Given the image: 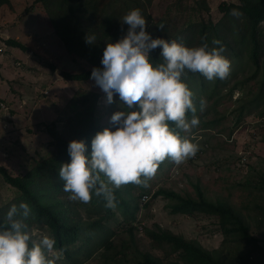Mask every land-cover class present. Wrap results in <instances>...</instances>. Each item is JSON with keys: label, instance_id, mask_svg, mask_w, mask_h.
Listing matches in <instances>:
<instances>
[{"label": "rangeland", "instance_id": "rangeland-1", "mask_svg": "<svg viewBox=\"0 0 264 264\" xmlns=\"http://www.w3.org/2000/svg\"><path fill=\"white\" fill-rule=\"evenodd\" d=\"M203 1L208 11L198 10L197 3ZM222 4H238V1L152 0L147 11L154 21L172 27L173 35L177 36L181 31H176L186 28L190 22L218 24L224 15L220 10ZM119 5L111 3L106 8L107 13L111 14ZM103 17H107L105 12ZM225 25L231 26L228 22ZM231 32L229 40L234 49L225 57L229 61L228 75L211 81L202 75L187 79L195 112L188 113L186 119L195 115L198 124L187 131L177 129V132L197 146L195 153L178 164L165 158L147 181V187L128 183L115 188L124 200L132 203L126 213L116 206L108 213L105 209L89 213L82 202L77 201L76 210L82 221L92 222L106 213L110 215L102 222L106 229L104 236L109 237L118 250L122 242L130 244L128 229L133 228L138 251L135 248L127 250L125 258L129 262L124 264H130L135 258L139 260V252L151 254L162 264H188L168 246H158L147 236L146 230L156 231L157 226L195 242L207 251H221L225 256L235 255V247L239 248L237 256L251 248L245 242L237 243L234 237L226 239L216 216L172 214L169 207L172 201L154 196L160 189L197 198L198 186L208 201L229 204L239 212L249 223L259 245L264 244V224L256 210L257 205L264 207V196L258 190L260 180L264 178V46L259 50L255 64L250 59L252 44L249 36L244 35V30L232 29ZM8 39L17 40L28 49L15 48L16 54L9 59V67L0 72L3 81L0 97L4 99H0V165L12 176L25 175L48 156L52 138L46 127L54 125L62 131L81 107L77 101L80 98L88 100L89 108L95 105L97 125L114 130L109 117L119 110L115 96L113 103L107 104L105 94L91 79L67 81L62 75L82 74L93 67L99 68V57H95L98 65H93L69 52L55 34L40 2L9 0L8 5L1 7L0 44L5 45L6 53L10 50L6 45ZM94 100L96 104H93ZM201 100L204 101L203 108ZM17 195L14 188L0 180V203L11 201ZM44 235L48 236L46 230L32 229L34 242L38 243ZM100 237L103 234L97 233L91 243L73 248L75 252L70 260L55 250H48L47 259L52 264H115L106 257L110 250L99 245Z\"/></svg>", "mask_w": 264, "mask_h": 264}, {"label": "trees", "instance_id": "trees-1", "mask_svg": "<svg viewBox=\"0 0 264 264\" xmlns=\"http://www.w3.org/2000/svg\"><path fill=\"white\" fill-rule=\"evenodd\" d=\"M40 2L52 23L55 34L63 41L69 52L80 56L81 58L98 65L95 57L100 61L102 50L105 43L115 42L124 35L126 25L119 23L120 18L130 9H139L146 21V31L153 37H162L166 40H174L185 46H199L202 42H207L209 47H223L221 53L226 57L227 53L234 49V44L229 40L232 29L239 32L244 30V35L249 36V43L252 44V53L250 59L257 64L259 50L264 46V0H237L238 4L220 5L223 12L221 21L216 24L208 25L204 22H190L188 26L174 36V29L162 22L154 21L147 11V6L152 0H37ZM116 2L120 5L108 14L106 8L111 3ZM9 0H0V9L8 5ZM198 10H207V4L203 1L197 3ZM235 9L237 14H230V10ZM196 11V8H194ZM104 12L107 17H103ZM109 15V16H108ZM231 24L227 27L225 23ZM162 25V27H161ZM227 27V34H226ZM159 29V30H157ZM240 29V30H239ZM171 30V33L169 32ZM192 35V37H191ZM93 37L92 43H86L85 37ZM182 37V39H181ZM197 40L191 42V39ZM203 38V40H202ZM218 40V45H212V40ZM245 39V38H244ZM239 44H242L241 42ZM6 45L12 48H19L23 51L28 49L19 41L8 39ZM159 49L150 53V60L153 64L159 63ZM100 63V62H99ZM101 66V65H100ZM91 71L82 74L64 73L63 78L67 81H87L90 80ZM199 73L185 72L181 79L186 84L187 79H194ZM187 86V84H186ZM115 96V95H114ZM116 101L117 97L115 96ZM194 103L193 96L191 97ZM81 107L68 120L67 125L62 131H58L56 126L48 125L46 132L52 138L50 145L52 150L48 156L40 160L28 173L23 176H12L5 167L0 165V180L4 184L14 188L18 195L6 202L0 203V219H3L5 213L11 205H18L24 202L28 205L29 215L21 217L18 213L15 218L22 220L24 231L29 235V247L35 241L32 236V229L40 228L46 230L48 236L55 240L51 250L57 251L61 256L70 260L76 246L82 247L94 240L97 233H102L99 245L110 250V255L106 256L115 264H124L126 260V251L136 249L133 228H129L130 244L122 242L121 249L109 241V237L104 236L106 231L104 220L110 215H106L110 208L105 207V201L102 197L92 195L90 200L82 203L89 213H99L102 209L106 214L98 220L92 222L82 221L76 210L77 201L68 199V193L62 190L63 181L58 177V169L61 163H67V144L71 140H83L85 144V155L90 153V140L96 132L102 131L105 127L95 123L94 117L95 105L88 107V100L83 97L77 100ZM96 104L94 100L93 104ZM194 106V104H193ZM188 112H186V115ZM174 128L172 122L169 124ZM177 131V129H174ZM111 131V130H110ZM162 162V161H161ZM159 162L158 166L161 165ZM258 189L264 196V178L260 180ZM115 206L126 213L128 207L132 204L124 200L120 192L113 189ZM197 198L182 196L174 191L165 189L158 190L154 196H163L172 201L170 212L172 214H183L192 216L195 213H203L216 216L219 219L221 230L226 239L236 238L237 243L245 242L250 245L249 251L237 256L238 247H235V255H223L221 251H207L199 244L187 241L179 235H175L168 230L156 228V231L146 230L147 236L158 246H168L172 253L178 254L183 263L188 264H262L264 263V244L259 245L258 240L251 233L249 223L229 204L214 203L205 199L202 191L196 186ZM261 223L264 224V207L257 205ZM259 219L258 222L259 223ZM32 228V229H31ZM111 234H113L111 232ZM138 251V250H137ZM46 258L48 250L44 252ZM91 255L90 252L87 253ZM140 259L130 264H162L149 253H140ZM73 264V263H72Z\"/></svg>", "mask_w": 264, "mask_h": 264}, {"label": "clouds", "instance_id": "clouds-1", "mask_svg": "<svg viewBox=\"0 0 264 264\" xmlns=\"http://www.w3.org/2000/svg\"><path fill=\"white\" fill-rule=\"evenodd\" d=\"M230 14L237 12L232 9ZM119 23L127 26L124 35L105 43L101 67H93L89 76L105 94V103L112 104L113 96L117 97L119 110L109 117L114 130L96 132L88 155L83 140L69 141V161L58 169L68 199L86 203L96 195L108 208L115 206L113 189L128 183L147 187L159 162L168 158L178 164L195 153L197 146L174 130L187 131L198 124L195 115L186 119V112L194 113L195 108L182 75L199 73L211 81L229 73L222 46L209 47L207 42L185 46L153 37L145 30L139 9L128 10ZM92 40L85 37L86 43ZM211 43L220 42L214 39ZM157 48L160 62L153 64L150 53ZM200 103L203 108L204 101ZM18 208L21 217L29 215L28 205L20 202L18 207L11 205L0 219V264H52L44 252L53 248L55 240L44 235L29 247L24 224L15 218Z\"/></svg>", "mask_w": 264, "mask_h": 264}, {"label": "crops", "instance_id": "crops-1", "mask_svg": "<svg viewBox=\"0 0 264 264\" xmlns=\"http://www.w3.org/2000/svg\"><path fill=\"white\" fill-rule=\"evenodd\" d=\"M24 44H26V43H24ZM14 50H15V48L11 47L9 52L6 53L7 49H6L5 45H3V43L0 44V52H4L5 53V54H0V72L1 73H3L4 69L7 70V67H9L8 66L9 59H11L13 56H15L14 54H16V51H14ZM2 82L3 81H1V79H0V89H2ZM5 96H6V99H7L8 98V94L6 93ZM0 99H2V98L0 97ZM2 100H4V99H2Z\"/></svg>", "mask_w": 264, "mask_h": 264}]
</instances>
